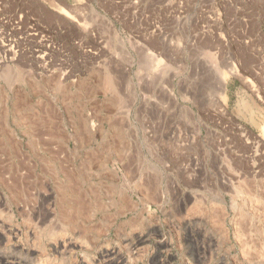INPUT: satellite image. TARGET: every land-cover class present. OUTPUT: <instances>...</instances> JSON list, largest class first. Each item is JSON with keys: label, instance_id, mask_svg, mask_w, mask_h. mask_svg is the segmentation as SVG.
Wrapping results in <instances>:
<instances>
[{"label": "rangeland", "instance_id": "obj_1", "mask_svg": "<svg viewBox=\"0 0 264 264\" xmlns=\"http://www.w3.org/2000/svg\"><path fill=\"white\" fill-rule=\"evenodd\" d=\"M114 262L264 264V0H0V264Z\"/></svg>", "mask_w": 264, "mask_h": 264}, {"label": "bare ground", "instance_id": "obj_2", "mask_svg": "<svg viewBox=\"0 0 264 264\" xmlns=\"http://www.w3.org/2000/svg\"><path fill=\"white\" fill-rule=\"evenodd\" d=\"M236 70V69H235ZM222 82L224 81L223 79L221 80ZM110 254V256H112L111 254H114L113 252H110L109 253ZM112 260V259H111ZM114 260H116V259H114ZM112 263H113V261H112ZM114 264H115V262H114Z\"/></svg>", "mask_w": 264, "mask_h": 264}]
</instances>
